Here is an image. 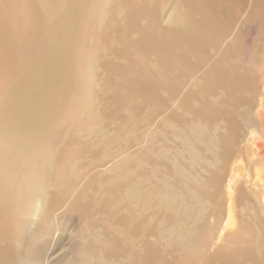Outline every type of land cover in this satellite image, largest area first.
<instances>
[{"label": "bare ground", "instance_id": "obj_1", "mask_svg": "<svg viewBox=\"0 0 264 264\" xmlns=\"http://www.w3.org/2000/svg\"><path fill=\"white\" fill-rule=\"evenodd\" d=\"M236 3L176 0L179 17L166 27L159 21V4L132 5L120 25L124 41L121 36L123 43L116 54L123 61L107 64L105 81L118 105L139 102L138 109L142 104L164 103L162 96L174 94L182 77L199 72L197 89L186 93L179 104L207 127L225 119V130L216 133L213 141L221 162L229 155L239 129L233 109L256 86L255 72L246 65L250 50L242 32L225 43L238 13ZM100 10L101 0H0V264H11L23 233L21 215L38 194L55 143L65 133L71 141L75 139L72 123L81 101L83 41L92 33ZM248 20L264 32V0L253 1ZM220 92L223 96L216 98ZM191 100L197 101L196 107H190ZM171 117L178 126L187 120L178 111ZM199 150L197 155H201ZM80 152L78 146L62 155V166L55 174L57 190L49 196L48 206L66 201L62 202L74 184L69 166ZM218 170L210 171L201 182L191 210L215 200ZM168 171L164 169V173ZM121 184L117 181L104 190L99 208L122 229L116 232L106 227L100 240L88 241L89 262L264 264V221L260 220L246 222L230 247L212 254L205 252L207 237L203 232L176 261L168 260L157 242L137 246L133 239L145 237L149 230L141 217L119 214L124 206L117 193ZM177 187L174 181L171 188ZM92 204L77 195L69 209L85 214ZM174 217L171 209L165 218L171 223Z\"/></svg>", "mask_w": 264, "mask_h": 264}, {"label": "rangeland", "instance_id": "obj_2", "mask_svg": "<svg viewBox=\"0 0 264 264\" xmlns=\"http://www.w3.org/2000/svg\"><path fill=\"white\" fill-rule=\"evenodd\" d=\"M253 1L237 0L238 13L225 39L226 43L242 32L250 50L246 65L255 72L256 86L233 109L239 129L221 162L213 141L216 133L225 130V119L207 127L180 106L182 97L197 89L199 72L182 77L177 93L162 96L164 103L142 104L138 109L139 102L118 105L105 85L107 64L123 61L116 54L123 43L121 36L124 41L120 25L132 5L159 4V21L166 27L179 17L176 0H101L93 31L83 41L81 101L72 123L75 139L71 141L65 133L55 143L38 194L21 215L23 233L11 264H95L86 255L88 241L100 240L106 227L116 232L122 229L99 208L104 190L117 181L122 182L117 193L124 203L119 214L141 217L149 230L133 241L137 246L145 241L159 243L171 261L190 249L199 232L207 237L205 252L212 254L230 247L246 222L264 221V32L248 20ZM222 96L220 92L216 98ZM189 104L194 108L197 101ZM177 111L187 117L179 126L171 117ZM78 146L81 152L75 154L68 170L74 184L62 200L66 201L48 206L49 196L57 190V168L68 150ZM214 169L220 177L215 200L191 210L194 193ZM174 181L176 190L171 188ZM77 195L93 203L85 214L69 209ZM165 200L167 206L162 204ZM171 209L175 217L170 223L165 217ZM110 260L105 264H129L125 259Z\"/></svg>", "mask_w": 264, "mask_h": 264}]
</instances>
